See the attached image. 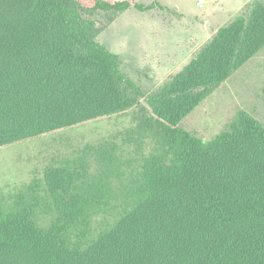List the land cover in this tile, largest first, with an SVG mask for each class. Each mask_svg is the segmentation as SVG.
Here are the masks:
<instances>
[{"label":"trees","instance_id":"16d2710c","mask_svg":"<svg viewBox=\"0 0 264 264\" xmlns=\"http://www.w3.org/2000/svg\"><path fill=\"white\" fill-rule=\"evenodd\" d=\"M154 4L0 0V147L141 100V117L149 114L145 124L159 135L156 152L119 194L110 153L102 152L93 179L82 162L47 169L44 195L32 185L0 208V264H264V126L241 111L229 129L204 140L179 124L264 46V2L247 3L179 72L145 93L96 39L94 16L109 13L112 21L131 6ZM113 200L121 203L115 220L86 243L73 241Z\"/></svg>","mask_w":264,"mask_h":264},{"label":"rangeland","instance_id":"374dc122","mask_svg":"<svg viewBox=\"0 0 264 264\" xmlns=\"http://www.w3.org/2000/svg\"><path fill=\"white\" fill-rule=\"evenodd\" d=\"M136 1L155 3V7L140 11L131 6L112 21L109 13L96 14V24L101 28L96 39L119 56L122 72L145 93L157 90L179 72L219 27L236 16L230 12L228 22L225 14L211 13L215 0H203L201 6L197 5L199 0ZM145 105L141 100L140 106ZM140 106L0 147V208L29 194L32 185L36 194L44 195V175L50 167L82 162L88 176L95 178L102 167V152L113 156L109 163L114 172L112 187L119 194L122 185L138 174L143 160L159 147V135L145 124L149 114L141 117ZM241 111L264 126V46L179 124L197 137L211 140L229 129ZM119 204L113 200L110 208L92 215L86 233L76 231L73 241L86 243L95 238L118 216Z\"/></svg>","mask_w":264,"mask_h":264},{"label":"crops","instance_id":"0c3cea01","mask_svg":"<svg viewBox=\"0 0 264 264\" xmlns=\"http://www.w3.org/2000/svg\"><path fill=\"white\" fill-rule=\"evenodd\" d=\"M252 1L254 0H238V1L236 0H215L213 3L216 6H214V9L211 10V13H215L217 15L225 14L229 22L230 16H231L230 12H234L237 15L247 3L252 2ZM260 1L264 2V0H260ZM202 3H203V0H199L197 2V5L201 6Z\"/></svg>","mask_w":264,"mask_h":264}]
</instances>
